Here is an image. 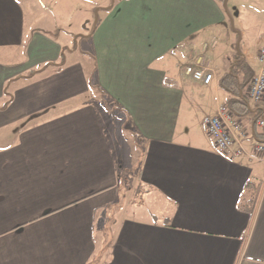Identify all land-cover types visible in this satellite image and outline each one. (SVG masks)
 <instances>
[{
	"label": "crops",
	"instance_id": "obj_1",
	"mask_svg": "<svg viewBox=\"0 0 264 264\" xmlns=\"http://www.w3.org/2000/svg\"><path fill=\"white\" fill-rule=\"evenodd\" d=\"M263 45L264 0H0V264H264L262 133L253 115L227 122L234 159L202 123L232 97L236 51L254 71ZM199 58L209 85L184 73ZM97 94L141 148L127 208Z\"/></svg>",
	"mask_w": 264,
	"mask_h": 264
},
{
	"label": "built area",
	"instance_id": "obj_2",
	"mask_svg": "<svg viewBox=\"0 0 264 264\" xmlns=\"http://www.w3.org/2000/svg\"><path fill=\"white\" fill-rule=\"evenodd\" d=\"M205 49L206 46L203 47V50ZM258 61L259 69L254 70L250 79L245 83V94L249 104L264 108V45L258 50ZM184 73L203 85H209L213 80V74L202 66L200 58L195 64L185 66ZM227 122L231 124L233 129L238 130L243 126L242 122L228 110L226 104H222L215 114L207 115L202 120L204 130L208 137L213 140L217 152L238 159L245 154L246 150L241 142L236 141ZM255 125L264 134V110L257 117ZM249 153L253 158L264 156V138L253 140L249 147Z\"/></svg>",
	"mask_w": 264,
	"mask_h": 264
},
{
	"label": "rangeland",
	"instance_id": "obj_3",
	"mask_svg": "<svg viewBox=\"0 0 264 264\" xmlns=\"http://www.w3.org/2000/svg\"><path fill=\"white\" fill-rule=\"evenodd\" d=\"M227 31L223 29L222 37L223 42L218 44V49L221 53H225L229 51V38L225 40L227 34L232 32L234 29L233 22L230 19L229 25L227 26ZM225 32H227L225 34ZM229 37V35H228ZM235 47V44L232 45ZM228 54V53H227ZM226 54V58L230 57ZM191 62V61H189ZM189 65V64H188ZM184 66H187L184 65ZM96 102L101 104V109H103L108 115L105 114V117L108 119L109 124L111 125L112 132L116 138V144L119 146V150H117L118 161L120 166L121 173V184H120V197L117 202V206L122 205L125 208L129 207V205H133L143 197L141 194L142 187L138 182V173H139V165L141 160V148L139 146V141L137 137L132 134V132L127 128H125L122 121L117 120L115 116H117L116 112L111 110V106H107L108 100L100 94L96 96ZM120 203V204H119Z\"/></svg>",
	"mask_w": 264,
	"mask_h": 264
},
{
	"label": "trees",
	"instance_id": "obj_4",
	"mask_svg": "<svg viewBox=\"0 0 264 264\" xmlns=\"http://www.w3.org/2000/svg\"><path fill=\"white\" fill-rule=\"evenodd\" d=\"M217 1L221 2L222 4H225L226 2V0ZM63 61L64 56H62L60 64L63 63ZM42 69L43 68L39 70H32L23 77H31ZM252 74V69L245 62L241 53L236 51L233 60L229 63L227 73L220 78L219 85L232 95V97H230L226 102V106L232 115L236 117V119L253 115L251 122L252 127L255 129L256 119L259 116V110L251 109L245 94V83L250 79ZM4 91L5 94L8 93L7 87H5ZM258 137L264 138V134H260ZM245 190L252 191L253 193L248 198H241L239 202V208L247 212L249 215H253L257 203L258 188L253 183L247 182L245 185Z\"/></svg>",
	"mask_w": 264,
	"mask_h": 264
}]
</instances>
